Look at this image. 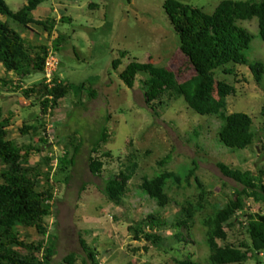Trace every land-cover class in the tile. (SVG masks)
<instances>
[{"label":"rangeland","instance_id":"374dc122","mask_svg":"<svg viewBox=\"0 0 264 264\" xmlns=\"http://www.w3.org/2000/svg\"><path fill=\"white\" fill-rule=\"evenodd\" d=\"M4 1L13 12H18L29 0ZM165 1L44 0L31 17L43 22L55 21L50 36L42 27L23 28L9 22L31 47L46 45L51 50L53 41L65 36L60 52H56L60 60L57 76L76 89L61 100L56 109L43 116L40 92L25 94L35 85L38 91H43L42 75L32 77V82L17 73H7L0 63V108L4 117L11 119L9 139L23 150L29 146L42 147L41 152H32L30 160L24 164L49 175L53 187L51 213L41 222L48 234L58 236L53 264H67L65 259L70 254L75 255V264H179L188 257L196 260L202 252L205 254L204 244L196 239L194 229L174 227L180 210L175 203L163 213L169 224L154 232L163 238L161 245L136 238V224L157 212L156 203L141 194L144 176L162 169L181 172L196 163L197 176L210 192V201L215 202L222 201L225 195L232 197L235 190L242 189L240 184L222 174L219 164L256 177L264 172V75L259 85L246 66L229 65L216 72V98L228 114L249 115L257 133L251 147L235 151L219 141L220 119L199 116L182 98L166 100L168 105L159 107V116H155L144 101L143 77H138L133 89L120 79V73L135 60L169 68L179 83L195 75L164 11ZM177 1L212 15L226 0ZM62 17L71 18V22L62 23ZM0 20L6 22L5 17L0 16ZM240 26L254 36L249 60L264 66V42L258 36V20L242 21ZM123 52L128 54L116 70L113 63ZM226 71L234 74L226 75ZM219 83L234 86L236 93L223 96ZM84 86L82 93L78 87ZM89 89L97 93L95 98L89 97ZM107 118V133L98 152L104 168L102 174L95 177L89 168L90 152ZM25 124L37 126L39 132L22 134ZM44 135L49 137V145L42 143ZM81 141L83 146L76 164L66 167L62 158L68 154L70 160L74 146ZM168 155L172 156L171 162L161 168L159 163ZM130 159L137 162L138 169L128 183L126 197L117 206L106 198L102 189L107 180L125 170ZM41 180L40 192L48 189L46 180ZM254 198L255 193L249 192L244 211L233 228L227 230V242L220 245L239 246L243 242L250 247L248 216L264 214V204L256 203ZM19 231L21 239L28 243L44 239L35 227H21ZM82 240L95 252L94 261L84 251ZM242 264H264V253L251 251Z\"/></svg>","mask_w":264,"mask_h":264},{"label":"trees","instance_id":"16d2710c","mask_svg":"<svg viewBox=\"0 0 264 264\" xmlns=\"http://www.w3.org/2000/svg\"><path fill=\"white\" fill-rule=\"evenodd\" d=\"M133 0H128L132 3ZM44 0H29L28 5L18 12H13L4 0H0V63L7 73H17L21 77L31 78L44 72L45 62L51 51L48 46H28L27 40L9 25L10 21L23 28L29 25L42 27L50 36L55 27V21H38L31 17ZM164 11L179 39L180 50L193 67L195 75L184 83H179L173 71L166 67H156L152 63H140L137 60L129 63L120 79L133 89L139 76L144 90L145 104L159 116V107L168 105L167 101L183 99L187 106L201 117H216L222 121L219 131L220 143L230 150H246L251 147L257 137L253 119L244 113L228 114L222 103L216 98V72L229 65L246 66L252 72L257 84H262L264 66L260 62H251L248 57L254 36L246 28L240 26L242 21L258 20V36L264 42V0L232 1L226 0L219 4L215 12L209 15L199 8L181 3L177 0H166ZM62 23H70L71 18H61ZM66 40L60 36L53 41L52 50L60 52L61 44ZM128 52L121 53V58L113 63L117 70L122 59ZM58 55V54H56ZM60 65V62H59ZM226 75L234 72L226 71ZM12 83V82H11ZM7 84V83H6ZM219 92L223 96L236 93V88L219 83ZM84 87L78 90L84 92ZM43 91H38L37 85L28 89L27 96L40 92V106L43 116L56 109L61 100L70 92L76 90L71 84L64 83L56 76L54 87L50 88L44 82ZM90 98L97 93L89 89ZM10 118L4 117L0 108V264H53L57 255L58 236L48 234L41 222L50 215L53 200V187L50 176L43 174L37 167L25 166L32 152H41L40 146H29L24 150L9 139ZM106 119L98 140L92 144L89 157V168L93 176L99 177L104 168V162L98 156L99 148L107 133ZM37 126L26 124L21 133L27 135L30 131L38 133ZM42 130L46 132L43 126ZM48 136L41 138L43 144L49 145ZM82 141L74 146L69 160L68 154L61 160L66 167L76 164V157L81 151ZM97 154V155H96ZM109 157V154H103ZM172 160L166 156L160 163L165 168ZM222 174L237 182L242 189L234 191L232 197L224 196L222 201L211 202L210 192L197 176V164L181 172L162 169L153 175L146 174L140 185L141 194L148 196L157 205L156 214H149L135 226L138 240H145L153 245H161L163 238L154 233L169 222L163 215L164 210L175 203L179 208L174 227L194 229L197 240L201 239L204 250L198 259L188 257L179 264H242L248 259L251 251L264 253V214L248 216V232L250 247L241 243L239 246L220 245L227 242L228 229L233 228L240 213L244 211V201L249 192L255 193L254 201L264 204V172L253 176L250 172L231 169L225 164H219ZM138 164L130 159L125 170L106 181L102 192L113 204L120 206L126 197L128 183L133 179ZM65 170V168H64ZM63 169L61 171H64ZM42 175H44L42 177ZM44 178L48 189L40 192L38 186ZM226 187V186H225ZM235 219V220H233ZM21 227H35L44 239L28 243L20 237ZM149 229V232L148 230ZM84 251L91 260H95V252L81 241ZM205 255V256H204ZM76 257L70 254L65 262L75 264Z\"/></svg>","mask_w":264,"mask_h":264},{"label":"built area","instance_id":"2783aa9c","mask_svg":"<svg viewBox=\"0 0 264 264\" xmlns=\"http://www.w3.org/2000/svg\"><path fill=\"white\" fill-rule=\"evenodd\" d=\"M58 67L59 60L54 55V53L50 51L46 59L45 68L43 72V77L45 78L46 82L50 85V87L53 86V80L55 78L56 72L58 71Z\"/></svg>","mask_w":264,"mask_h":264},{"label":"clouds","instance_id":"9594fccd","mask_svg":"<svg viewBox=\"0 0 264 264\" xmlns=\"http://www.w3.org/2000/svg\"><path fill=\"white\" fill-rule=\"evenodd\" d=\"M51 51L53 52V50L51 49ZM54 53V52H53ZM54 55L58 58V56L54 53ZM59 59V58H58ZM59 62H60V60H59ZM59 68V67H58ZM57 73H58V71L56 72V75H55V78H56V76H57ZM34 76H36V75H34ZM33 76V77H34ZM55 78H54V80H55ZM41 79H42V81L46 84V85H48L49 87H50V85L46 82V80H45V78L43 77V73H42V77H41ZM30 81H32L33 80V78L31 77L30 79H29ZM54 80H53V86L52 87H54ZM33 82V81H32ZM52 87H50V88H52Z\"/></svg>","mask_w":264,"mask_h":264}]
</instances>
